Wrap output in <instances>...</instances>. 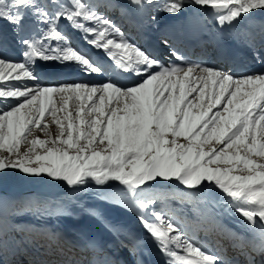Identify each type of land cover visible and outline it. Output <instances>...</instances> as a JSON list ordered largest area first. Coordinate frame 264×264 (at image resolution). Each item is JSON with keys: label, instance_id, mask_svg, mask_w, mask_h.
Listing matches in <instances>:
<instances>
[{"label": "snow or ice", "instance_id": "1", "mask_svg": "<svg viewBox=\"0 0 264 264\" xmlns=\"http://www.w3.org/2000/svg\"><path fill=\"white\" fill-rule=\"evenodd\" d=\"M186 6L211 9L218 27L229 30L264 12V0H0V22L21 57L0 56V173L46 177L74 193L93 184L97 198L135 211L166 264H240L195 239L196 232L213 230L254 264L253 253L264 255V71L237 73L192 61L167 39L169 59L161 61L109 15L156 24L158 13L177 16ZM66 28L88 47L74 46ZM239 39L255 49L252 33ZM97 51L137 78L124 83L106 75ZM253 59L264 65L259 51ZM52 63L104 78L41 84L40 65ZM171 181L176 184L169 188ZM212 187L222 193L220 203L243 218L249 236L221 227L215 201L204 195ZM65 214L63 205L40 198H0V264L41 235L19 218ZM46 239L50 249L55 237Z\"/></svg>", "mask_w": 264, "mask_h": 264}, {"label": "bare ground", "instance_id": "2", "mask_svg": "<svg viewBox=\"0 0 264 264\" xmlns=\"http://www.w3.org/2000/svg\"><path fill=\"white\" fill-rule=\"evenodd\" d=\"M116 22L122 28L125 36L132 41L133 43H137V34L132 32V28L130 26L125 25L124 20H121L118 13L112 15ZM252 17L264 21V12H255L251 14ZM214 15L212 14L211 9L200 8L198 6H186L183 12L177 16H165L160 14L158 16V23L154 24V29H160L161 27L165 28V30L173 29H180L183 27H189L190 25H194L195 22L199 23V28H210L216 22L214 20ZM150 24V23H148ZM196 24V23H195ZM264 25V22H262ZM204 25V27H203ZM241 29V24L237 23L234 32L237 33ZM69 30H72L69 28ZM67 31V30H66ZM73 31V30H72ZM74 37H79V39L72 38L71 41L74 46L80 47L82 49H86L88 46L84 44L83 40L80 38V33L73 31ZM243 29L237 35H233L234 38L239 39V36L243 33ZM163 37L167 35L165 33L162 34ZM72 36V34H71ZM99 55H95L101 59V61L105 60L106 62H111L112 60L106 56L102 51H97ZM15 60V59H11ZM41 71V81L44 85L48 84L54 79H67L69 81H74L78 79H87L89 82L98 83L104 77H82L75 73L70 72L68 69L61 68L58 64H46L40 65ZM63 70V71H62ZM135 79V76L132 74H127V77L123 79L124 82L130 83L132 80ZM44 178H36L35 181L37 186H31L30 182L28 183L29 192L34 193L40 197H45L49 195H61L62 188H48L42 189L40 187V182H43ZM172 186L176 184L175 181H171ZM167 182V184L171 183ZM161 185H164L165 182L161 181ZM171 186V187H172ZM119 187V186H118ZM159 187V186H157ZM182 187V186H179ZM2 198L6 197L1 195ZM173 207H180L177 204H173ZM95 208V207H94ZM159 209V205L156 206ZM89 210V209H88ZM91 210V209H90ZM219 210V212H218ZM221 210V213H220ZM214 213L216 214V219L218 220L219 224L223 229L231 230L233 232L249 236V233L246 230V226L243 222V218L240 217L238 214L233 213L230 209H228L227 204L220 203V199L215 201V206L213 208ZM84 213L86 212L83 211ZM77 211L72 210L69 215H58L53 221H51V225H37L39 226L41 231H50L54 234L57 233L59 235L65 236L67 239L68 237L70 240L77 246L81 247L83 251L86 252L87 249H90L91 255L94 256V253L98 258L107 257L106 251H99L95 250V247H108V243L115 240L117 237H120L124 232L123 230L126 229L128 232L132 233L133 237H137L141 234L144 230L142 226H138L136 221H134V217L132 214H136L132 210H129L127 207H120V206H102L95 215L89 214V216H81L73 214ZM133 218V219H132ZM19 221H22L19 218ZM25 221L33 222L32 219H27ZM132 230V228H135ZM39 230V232H41ZM43 232V233H44ZM90 237V238H89ZM148 245L152 246L153 241L149 238L146 239ZM80 241L85 242V245L82 247ZM71 243V242H70ZM120 244L126 245V241H120ZM134 254V253H133ZM264 256V255H263ZM133 258H136V255H133ZM99 260V259H98ZM60 264V263H59ZM103 264V262L101 263Z\"/></svg>", "mask_w": 264, "mask_h": 264}, {"label": "rangeland", "instance_id": "3", "mask_svg": "<svg viewBox=\"0 0 264 264\" xmlns=\"http://www.w3.org/2000/svg\"><path fill=\"white\" fill-rule=\"evenodd\" d=\"M115 13H112V15H114ZM111 15V14H109ZM160 15V13H159ZM158 15V16H159ZM157 24V23H156ZM155 24V25H156ZM65 30H67V33H69L71 39H79V37L76 36V38L74 37L75 35L73 34L74 32L71 30L69 31V28H66ZM72 34V36H71ZM63 71V70H62ZM67 80V79H64ZM56 79H54V81L51 80V82H55ZM27 83H31V82H27ZM41 84H44L41 80H40ZM53 131H55V126H52ZM37 135L40 136V138H44L42 134L37 133ZM36 178H31V177H27L24 174L19 173L18 171H7L5 173H0V198L1 195H4L6 197V199L12 200V199H21V198H40L42 200H47L50 203L53 204H61L64 206V208L66 209L68 215L69 213L72 212V210L77 211V214L81 215V216H89V212L87 211L88 209H91L95 214L96 212L104 205L106 206H120L123 207L119 204L116 203H112V202H107L105 200L99 199L95 196V192H96V188L93 184L89 183L88 185V190L86 192L83 193H74L72 192L71 189H69L63 182H55V181H51L48 178H44L43 182H40V187L42 189H48V188H62V192L61 195H49V196H45V197H40L34 193L29 192V187H28V183L30 182L31 186H37L35 181ZM172 183L167 184V187H171ZM118 184L113 183L112 184V188H118ZM204 195L210 200V201H217L220 199V197L222 196V193L219 192L218 189H215L214 187H212L210 190H206L204 192ZM176 204V203H173ZM178 205V204H177ZM157 206V205H156ZM155 206V207H156ZM180 206V205H179ZM95 207V208H94ZM86 212L84 213L83 211ZM129 210H132L133 212H135L133 209L129 208ZM219 212V210H218ZM221 213V210H220ZM75 214V213H73ZM67 215V214H66ZM78 216V215H77ZM57 216H52V217H47V218H34L32 216H24L21 217L22 221H18L20 223H24V224H29V225H33L37 228V230L39 231L40 228L37 225H51V221H53ZM27 219H32L33 222L30 221H25ZM41 231V230H40ZM186 231H188L186 229ZM44 232V231H41ZM218 234H220L219 232L217 233V231L213 230L210 231L208 233H205L204 231H198L195 233V239L197 240V242L204 248L205 247V242H203V240L208 239L210 242V245H208V250L213 253V254H217V253H223L225 252V254L227 255V253L229 252L230 249H225L224 244H223V240H222V236H219ZM189 235L191 236V232H189ZM34 240L39 241L40 243H45L48 244V241H45V237H40V236H34L33 237ZM233 249H231L232 251ZM62 252H64L63 257L65 258V256L68 255L73 258V261L75 262V260L78 259V254L77 257L76 255L71 252L68 253V251L65 249H62ZM227 252V253H226ZM68 253V255H67ZM230 260L233 259H238L239 261H241L240 256H238L237 253H233L229 255ZM71 264H75V263H71Z\"/></svg>", "mask_w": 264, "mask_h": 264}]
</instances>
